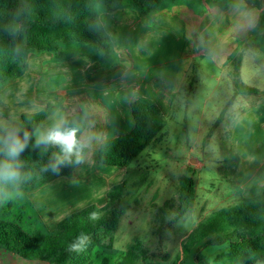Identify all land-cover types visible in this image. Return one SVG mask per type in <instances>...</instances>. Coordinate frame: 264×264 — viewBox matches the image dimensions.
I'll list each match as a JSON object with an SVG mask.
<instances>
[{
  "label": "rangeland",
  "instance_id": "374dc122",
  "mask_svg": "<svg viewBox=\"0 0 264 264\" xmlns=\"http://www.w3.org/2000/svg\"><path fill=\"white\" fill-rule=\"evenodd\" d=\"M105 9L103 4H98L88 21L93 20L101 25L102 36L109 45V54L94 43L77 40L60 44L57 52L23 48L25 68L0 87V129L9 128L19 123L23 115H35L51 104L56 108L55 113L49 122L44 121L37 127L40 130L51 127L61 119H72V126L80 128L78 135L95 136L89 129L94 117L102 125L109 123L110 118L118 121L114 135L103 132L99 136L104 141L132 131L133 120L131 110L126 105L127 97L137 84L146 79L148 70L161 65L162 59L159 60L147 46L136 42L132 49H136L140 56L134 57L136 67H133L129 54L125 51L119 53L114 40L110 38L117 28L106 27L102 16L118 10L140 13L141 9L123 7L113 12ZM148 15L141 21L146 31L151 29ZM256 35L257 32L254 37ZM197 52L196 45L192 50V62H197V71L189 75L190 79L195 77V85L192 92L187 89V93L191 94L186 96L187 93H184L175 101L173 110L165 117L161 134L130 167L98 164L93 139L91 146L84 150V162L70 164L69 176L54 179L47 185V179L41 176L25 188L0 198V219L17 224L30 235L45 236L56 229L57 221L71 214L90 206H96L99 210L105 208L108 193L123 188L127 206L113 236V247L95 250L90 264H101L104 258H108L110 264H118L136 239L141 240L153 253V264L179 263L182 259L181 243L187 235L201 221L221 209L222 205L228 206L230 194L236 192L234 177L243 158L246 157L254 165L264 159V119L254 117L248 127L235 130L238 109L246 103L233 107L220 127L212 130L227 100L233 95V89L226 79H222L220 84L215 80V76L221 75L211 60L217 54V49L205 58L198 56ZM263 57L258 51L248 53L240 77L247 86L259 91H264V73L260 67ZM118 69L121 70L119 76ZM111 81L121 84L113 85ZM253 99L264 103V95ZM37 128L30 133L31 138L22 151L43 147L33 148L35 137L32 134ZM209 134L210 138L207 137ZM59 152V148L55 147L54 154L58 155ZM189 166L196 170L197 199L194 210L160 238L156 234L155 222L158 207L177 200L180 178L187 173ZM4 184L0 182V190ZM43 194H48L49 200L40 198ZM52 201L58 204L55 205L58 208L51 210L57 214L48 218L46 202L52 204ZM199 247L194 248L186 264H200L194 260ZM228 250V244L210 245L201 249V255L209 264H213L218 255Z\"/></svg>",
  "mask_w": 264,
  "mask_h": 264
},
{
  "label": "trees",
  "instance_id": "16d2710c",
  "mask_svg": "<svg viewBox=\"0 0 264 264\" xmlns=\"http://www.w3.org/2000/svg\"><path fill=\"white\" fill-rule=\"evenodd\" d=\"M168 0H0V87L9 79L20 74L25 68L23 48L38 52H57L60 44L68 41L94 43L100 50L109 54V45L101 32V25L88 17L98 4L105 11L117 8H140L143 14L157 11ZM175 1V0H172ZM264 27V13L261 14L258 28ZM243 57L237 56L233 62L232 80L234 93L221 111L212 130L223 122L228 109L240 96H260L259 91L240 80ZM55 107L48 104L35 115H23L21 121L11 127L29 134L55 113ZM134 128L131 132L102 143L98 149L97 162L100 165L128 168L161 134L166 118L155 101L139 97L131 104ZM72 126L74 121L67 119ZM0 129V136L5 134ZM211 137V134L207 136ZM55 147L40 148L34 151H21V178L16 182L5 183L0 190V198L8 193L19 191L39 177L45 183L71 174L70 164L59 166L53 171ZM0 159H4L0 154ZM196 170L187 167V173L180 178L178 196L175 202H166L158 207L155 222L156 234L160 238L173 225L193 212L196 200ZM108 204L103 209L90 206L69 215L57 223L56 229L48 235L36 237L25 232L17 224L0 219V248L22 259L43 261L49 264H90L97 249H112L114 234L125 214L127 199L123 188L108 193ZM92 213L97 214L92 219ZM89 237L86 247L79 252L69 250L77 237ZM228 244L227 253L218 255L213 264H255L264 262V194L255 199L223 207L205 220L182 241V259L175 264H186L198 245L194 260L209 264L201 255V249L210 245ZM153 253L144 243L136 239L129 245L126 254L118 264H153ZM101 264H110L104 258Z\"/></svg>",
  "mask_w": 264,
  "mask_h": 264
},
{
  "label": "crops",
  "instance_id": "0c3cea01",
  "mask_svg": "<svg viewBox=\"0 0 264 264\" xmlns=\"http://www.w3.org/2000/svg\"><path fill=\"white\" fill-rule=\"evenodd\" d=\"M163 4L157 11L148 15L150 16L148 18L150 28L153 29L149 31H146L141 24L147 14L141 12L118 10L113 14L106 13L102 16V22L106 27L109 26V29L111 27L117 28L116 32L110 34V38L114 40L115 48L118 49L119 53L125 51L129 54L133 67H136L134 57L138 58L140 56L135 52L136 49H132L136 42H139L140 45L143 44L144 47L147 46L149 51L152 50V53L159 60L162 59L161 65L157 64L153 69L148 70L146 79L137 84L132 90L129 97H127V107L131 110V104L135 99L146 97L156 102L165 117L167 114L169 115L173 110L175 101L181 98L184 93H187L188 88L192 92L191 89L195 85V77L190 79L189 75L191 72L195 73L197 71V62H194V60L192 62V50L196 45L199 50L197 52L198 56H202L201 58H205L210 52L215 53L217 49V54L211 60H213L215 68L221 75L215 76V80L220 84L222 79H226L234 93L233 60L239 55L243 57L241 77L248 53L258 51L264 56V27L258 28L260 16L264 13V0H176ZM116 24L121 25L116 26ZM136 30H139L138 33H135ZM256 32L257 35L254 37ZM120 55L123 56L122 53ZM260 67L264 73V57ZM257 69L259 68L257 67ZM117 74L119 76L121 70L118 69ZM119 83L121 84V82ZM111 84L120 86L115 81H111ZM191 92L187 93L186 96ZM255 97L240 96L228 109L230 111L237 104L244 105L246 103L245 106L238 109L235 130L248 127L249 121L254 117L264 119V103L261 100L252 101ZM51 117L52 115L44 123L49 122ZM109 120V123L105 122L102 125L92 117L89 126L92 134L97 137L103 135V132L114 135V127L118 125V121L113 120V118ZM133 128L134 121L132 123ZM115 137L117 136H113L111 139ZM100 138L95 139L97 159L100 145L106 142ZM234 178L237 186L236 192L233 191L230 194L231 199L228 205L262 196L264 194V159L254 165L246 157L243 158V163L238 166ZM48 196V194H43L40 198L43 197L47 201L49 200ZM46 204L49 207L46 216L48 218L55 216L57 212L51 210L58 208L55 207L58 204L54 201H52V204L48 202ZM223 207L225 206L222 205L221 208ZM19 258L4 249H0V264H49L43 261H19L25 260Z\"/></svg>",
  "mask_w": 264,
  "mask_h": 264
},
{
  "label": "clouds",
  "instance_id": "9594fccd",
  "mask_svg": "<svg viewBox=\"0 0 264 264\" xmlns=\"http://www.w3.org/2000/svg\"><path fill=\"white\" fill-rule=\"evenodd\" d=\"M5 134L0 136V154L4 159H0V182L9 183L19 181L21 178L22 162L19 160L21 151L27 147L31 138L28 132H24L23 139L19 133L20 129L15 127L5 128ZM79 126H70L67 120L61 119L55 122L51 127L44 130L36 129L33 148L43 146L58 147L60 152L55 155L54 162L51 164L53 171H58L59 166L65 163L77 165L85 160V149L91 146L95 136L85 137L78 135ZM92 219L97 218L96 213H92ZM89 242V237L81 234L76 241L69 246L70 251H82Z\"/></svg>",
  "mask_w": 264,
  "mask_h": 264
}]
</instances>
